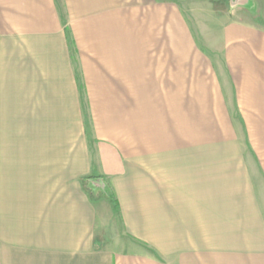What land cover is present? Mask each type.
Masks as SVG:
<instances>
[{"label":"crops","instance_id":"crops-1","mask_svg":"<svg viewBox=\"0 0 264 264\" xmlns=\"http://www.w3.org/2000/svg\"><path fill=\"white\" fill-rule=\"evenodd\" d=\"M178 1L0 0V264H264V0Z\"/></svg>","mask_w":264,"mask_h":264},{"label":"rangeland","instance_id":"rangeland-1","mask_svg":"<svg viewBox=\"0 0 264 264\" xmlns=\"http://www.w3.org/2000/svg\"><path fill=\"white\" fill-rule=\"evenodd\" d=\"M233 0H180L178 7L182 16L190 26L195 44L203 47L213 44V38L210 37L212 27L217 26L214 22L218 16H221L225 11H229L230 6L234 5ZM211 28V30H209ZM85 104V103H84ZM86 118V121L88 123ZM123 244L140 248L137 244L124 242Z\"/></svg>","mask_w":264,"mask_h":264},{"label":"trees","instance_id":"trees-1","mask_svg":"<svg viewBox=\"0 0 264 264\" xmlns=\"http://www.w3.org/2000/svg\"><path fill=\"white\" fill-rule=\"evenodd\" d=\"M92 178H95V177H92ZM108 196L111 198L112 204L114 205L115 210H117L116 201L113 199V196L111 194H108Z\"/></svg>","mask_w":264,"mask_h":264}]
</instances>
